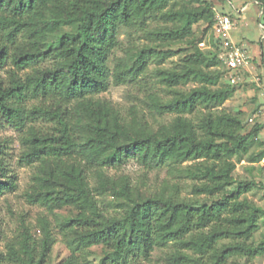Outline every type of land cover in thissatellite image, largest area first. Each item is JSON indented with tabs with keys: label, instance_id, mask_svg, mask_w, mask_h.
<instances>
[{
	"label": "trees",
	"instance_id": "obj_1",
	"mask_svg": "<svg viewBox=\"0 0 264 264\" xmlns=\"http://www.w3.org/2000/svg\"><path fill=\"white\" fill-rule=\"evenodd\" d=\"M254 1L263 8L262 17L264 0ZM214 14L210 0H0V68L8 62L15 68L9 70L8 85L0 80V120L20 130L26 116L52 121L47 130L25 128L22 155L26 162H39L35 197L75 211L62 221L72 254L60 264H72L74 253H88L97 245L105 248L104 264H128L168 244L192 251L174 248L168 257L175 264H226L230 257L264 256V238L253 237L264 210L241 197L255 181L228 188L242 159L248 172L263 171L254 163L264 157V142L258 140L264 124L258 121L243 133L239 113L220 108L236 83L224 77L219 41L211 32ZM150 20L162 22L147 28ZM196 24L204 25L199 37L193 31ZM120 26L145 30L168 45L185 41L189 47L174 67L160 71L172 96L158 105V112L176 116L156 130L124 122L111 105L93 96L108 85L109 56L118 45ZM150 51L139 50L130 67L134 75ZM154 52L161 58L176 53ZM261 57L264 63L263 52ZM18 71H24L22 76ZM190 82L194 85L187 90L176 87ZM29 98L40 102L26 111ZM197 110L195 120L184 115ZM252 142L258 150H251ZM80 155L100 167L130 156L172 168L193 160L183 170L199 181L192 193L203 198L145 195L128 180L103 171L97 172V186H90ZM11 186L13 179L0 161V193ZM95 192L112 198L115 214L105 213ZM19 236L7 243L6 253L0 252V261L50 264L55 237L46 222L38 239L26 228Z\"/></svg>",
	"mask_w": 264,
	"mask_h": 264
},
{
	"label": "rangeland",
	"instance_id": "obj_2",
	"mask_svg": "<svg viewBox=\"0 0 264 264\" xmlns=\"http://www.w3.org/2000/svg\"><path fill=\"white\" fill-rule=\"evenodd\" d=\"M210 1L217 12L231 16L235 24L230 29V37L246 52L249 60L247 69L234 85V92L220 106L228 112L239 113L243 123L242 132L246 133L256 122L261 121L264 124V118L260 116H256L252 122L249 121L261 106V92L264 89V63L261 57V53H264V13L262 17L259 15L261 8L254 0ZM161 22L150 20L147 28L158 26ZM203 27V24L194 25L193 31L197 37L201 35ZM117 38L118 45L112 50L108 61L110 69L108 85L93 96L111 105L124 122L137 121L147 125L149 129L156 130L176 116L174 112H158V105L172 96V88L161 79L160 71L174 67L189 47L185 41L168 45L156 36H150L145 30L135 27L120 26ZM141 48H151V55L146 59L144 67L134 75L135 70L131 72L130 67ZM202 48H208L207 43ZM154 50H173L176 53L161 58ZM9 70H15L10 62L0 68V80L3 85L9 84ZM23 72L17 73L22 76ZM193 85L190 82L176 87L187 90ZM39 102V98L26 100V111ZM49 102L47 101V104ZM199 114L200 111L197 110L184 115L195 120ZM24 124L20 130L4 119L0 120V161L5 168V174L11 176L14 182V186L7 187L0 193V252L6 253L7 243L17 240L23 228L28 229L32 236L38 239L41 236V224L46 222L55 237L49 263L60 264L71 258L72 254L67 245L70 234L68 229L62 226V221L75 214V211L67 206L61 208L51 206L35 197L34 192L37 191L40 174L39 162H26L22 155L26 148L22 142L25 128L31 125L47 130L50 129L52 121L46 117L26 116ZM258 140L264 142V127L258 134ZM251 150H258L256 142L251 143ZM78 161L86 166L90 186H97V172L103 171L110 178L128 180L134 190L145 195L162 192L174 193L187 199L203 198V195L196 196L192 193V185L199 181L183 170L185 166L192 164L193 160L177 163L174 168L154 165L137 156H130L121 164L104 167L86 162L81 155L78 156ZM247 165L245 159L236 163L232 172L234 183L228 188H232L239 181L254 180L255 187L243 193L241 197H246L264 210V170L254 169L248 172ZM95 197L106 214H115L111 197L96 192ZM253 237L256 241L264 238V219L260 220ZM176 247L192 254L187 248L168 244L154 247L146 257L137 256L128 264H175L169 259L168 254ZM104 252L105 248L101 245L91 247L88 253L76 252L72 256V264H104L102 260ZM0 264L15 263L4 259ZM226 264H264V256L252 259L230 257Z\"/></svg>",
	"mask_w": 264,
	"mask_h": 264
},
{
	"label": "built area",
	"instance_id": "obj_3",
	"mask_svg": "<svg viewBox=\"0 0 264 264\" xmlns=\"http://www.w3.org/2000/svg\"><path fill=\"white\" fill-rule=\"evenodd\" d=\"M232 18L227 13H219L215 10L211 32L219 41L218 58L221 64L224 65V77L230 83H236L242 76L243 71L247 69L248 57L246 52L230 37V29L234 26ZM199 46H205L204 42L199 43ZM261 106L253 117L249 118L252 122L256 116L264 118V89L261 92ZM255 166H260L264 170V157L259 162L254 163Z\"/></svg>",
	"mask_w": 264,
	"mask_h": 264
},
{
	"label": "water",
	"instance_id": "obj_4",
	"mask_svg": "<svg viewBox=\"0 0 264 264\" xmlns=\"http://www.w3.org/2000/svg\"><path fill=\"white\" fill-rule=\"evenodd\" d=\"M262 11H263V8H261V12H262ZM261 12H260V14H261ZM260 14H259V15H260Z\"/></svg>",
	"mask_w": 264,
	"mask_h": 264
}]
</instances>
